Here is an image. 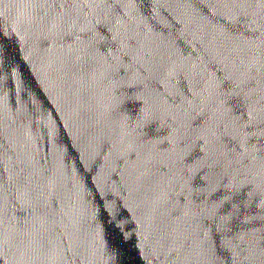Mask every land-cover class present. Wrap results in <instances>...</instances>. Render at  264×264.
Here are the masks:
<instances>
[{"label": "water", "instance_id": "water-1", "mask_svg": "<svg viewBox=\"0 0 264 264\" xmlns=\"http://www.w3.org/2000/svg\"><path fill=\"white\" fill-rule=\"evenodd\" d=\"M0 264H264V0H0Z\"/></svg>", "mask_w": 264, "mask_h": 264}]
</instances>
